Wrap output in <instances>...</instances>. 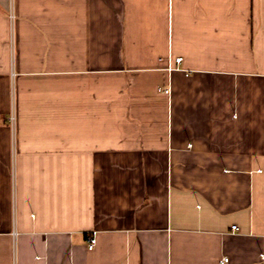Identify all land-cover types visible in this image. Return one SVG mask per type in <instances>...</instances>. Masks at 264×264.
Segmentation results:
<instances>
[{
	"label": "crops",
	"instance_id": "1",
	"mask_svg": "<svg viewBox=\"0 0 264 264\" xmlns=\"http://www.w3.org/2000/svg\"><path fill=\"white\" fill-rule=\"evenodd\" d=\"M0 264H264V0H0Z\"/></svg>",
	"mask_w": 264,
	"mask_h": 264
},
{
	"label": "built area",
	"instance_id": "2",
	"mask_svg": "<svg viewBox=\"0 0 264 264\" xmlns=\"http://www.w3.org/2000/svg\"><path fill=\"white\" fill-rule=\"evenodd\" d=\"M177 62H181L182 61V58H178L176 59ZM165 93H169V91H165ZM12 120L14 121L15 118L13 117ZM233 230H237V227L236 226H233L232 227ZM87 244H88V249L89 250H93L95 248V245H96V235L95 233H93L92 235H90L88 238H87ZM223 263H226L228 262V258H224V260L222 261Z\"/></svg>",
	"mask_w": 264,
	"mask_h": 264
}]
</instances>
